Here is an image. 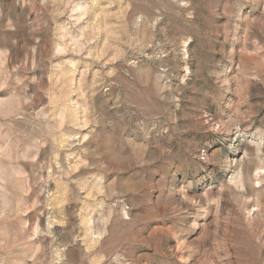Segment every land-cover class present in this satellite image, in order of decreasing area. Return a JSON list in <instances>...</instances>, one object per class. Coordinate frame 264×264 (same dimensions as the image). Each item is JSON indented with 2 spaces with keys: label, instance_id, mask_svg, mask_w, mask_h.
<instances>
[{
  "label": "rangeland",
  "instance_id": "obj_1",
  "mask_svg": "<svg viewBox=\"0 0 264 264\" xmlns=\"http://www.w3.org/2000/svg\"><path fill=\"white\" fill-rule=\"evenodd\" d=\"M0 264H264V0H0Z\"/></svg>",
  "mask_w": 264,
  "mask_h": 264
}]
</instances>
